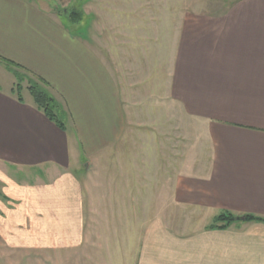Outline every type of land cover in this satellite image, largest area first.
Segmentation results:
<instances>
[{
  "label": "crops",
  "instance_id": "crops-1",
  "mask_svg": "<svg viewBox=\"0 0 264 264\" xmlns=\"http://www.w3.org/2000/svg\"><path fill=\"white\" fill-rule=\"evenodd\" d=\"M150 6L67 24L0 0V58L64 117L0 86V264H264V222L209 228L264 218V0L210 19Z\"/></svg>",
  "mask_w": 264,
  "mask_h": 264
},
{
  "label": "rangeland",
  "instance_id": "rangeland-1",
  "mask_svg": "<svg viewBox=\"0 0 264 264\" xmlns=\"http://www.w3.org/2000/svg\"><path fill=\"white\" fill-rule=\"evenodd\" d=\"M31 2L41 5L44 8L50 10V12L62 20L64 18L62 9L68 7H74L78 11L85 12H97L100 7H107L116 5L118 7H131L134 4L138 6L144 5L148 9L150 5H154V12L145 9V11H139L137 14L139 17L146 19L151 18L154 15L155 19H210L219 18L230 6V3L234 0H30ZM86 2L84 5L83 3ZM73 4V5H72ZM131 4V5H130ZM147 5V6H145ZM151 7V6H150ZM61 8V9H60ZM60 9V10H59ZM55 10V11H54ZM59 11H61L59 13ZM81 29V27L79 26ZM14 75L7 70L5 63L0 60V86L7 88L8 86H14L16 83ZM27 82L24 81L22 86V94L27 98H31L27 89H25ZM170 124L173 125L172 115H170ZM60 119L63 120V114L60 111ZM175 119V118H174ZM67 128L68 124H67ZM87 161H83L81 164L84 166ZM83 169V168H82ZM80 169V172L81 170ZM21 264H29L26 260Z\"/></svg>",
  "mask_w": 264,
  "mask_h": 264
},
{
  "label": "trees",
  "instance_id": "trees-1",
  "mask_svg": "<svg viewBox=\"0 0 264 264\" xmlns=\"http://www.w3.org/2000/svg\"><path fill=\"white\" fill-rule=\"evenodd\" d=\"M239 0H234L230 3L233 4ZM73 5V4H72ZM71 6V5H70ZM68 6V7H70ZM62 9L64 21L67 24L80 23L83 18V11H78L74 7ZM61 9V8H60ZM59 9V10H60ZM61 11H59L60 13ZM78 25V24H77ZM5 63L7 70H9L15 77L16 83L13 86V93L17 96L18 100H22L21 92L23 90V82L26 81L25 89L29 92L36 107L41 110L47 118L57 124L59 127L64 128L63 120L60 119V108L54 96L48 90L46 83L38 76L31 74L29 71L18 66L12 61L1 59ZM260 221L264 222V218L254 214H235L229 211L218 214L209 225V228L224 229L231 224L239 221Z\"/></svg>",
  "mask_w": 264,
  "mask_h": 264
}]
</instances>
